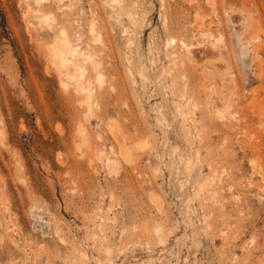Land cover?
<instances>
[{
  "label": "rangeland",
  "instance_id": "374dc122",
  "mask_svg": "<svg viewBox=\"0 0 264 264\" xmlns=\"http://www.w3.org/2000/svg\"><path fill=\"white\" fill-rule=\"evenodd\" d=\"M0 264H264V0H0Z\"/></svg>",
  "mask_w": 264,
  "mask_h": 264
},
{
  "label": "bare ground",
  "instance_id": "6f19581e",
  "mask_svg": "<svg viewBox=\"0 0 264 264\" xmlns=\"http://www.w3.org/2000/svg\"><path fill=\"white\" fill-rule=\"evenodd\" d=\"M72 43L70 42L66 32L63 31V35L60 37V43L57 42L53 47V58L59 63L62 72L66 75L72 76L77 82H80V77L84 76L86 70L84 63H86L90 54L87 55L85 52H81L79 50L80 48L74 46ZM193 49L190 44L187 45L188 54H193ZM78 60L82 61V63L78 62ZM98 77L102 78V74H99Z\"/></svg>",
  "mask_w": 264,
  "mask_h": 264
}]
</instances>
